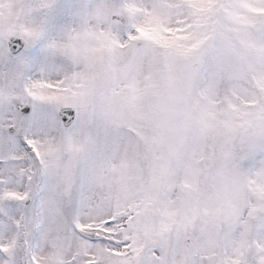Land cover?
I'll list each match as a JSON object with an SVG mask.
<instances>
[{"label":"snow or ice","instance_id":"6c2138e0","mask_svg":"<svg viewBox=\"0 0 264 264\" xmlns=\"http://www.w3.org/2000/svg\"><path fill=\"white\" fill-rule=\"evenodd\" d=\"M0 264H264V0H0Z\"/></svg>","mask_w":264,"mask_h":264}]
</instances>
